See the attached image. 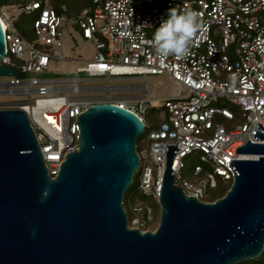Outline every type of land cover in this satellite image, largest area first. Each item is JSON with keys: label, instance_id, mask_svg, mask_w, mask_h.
<instances>
[{"label": "built area", "instance_id": "2783aa9c", "mask_svg": "<svg viewBox=\"0 0 264 264\" xmlns=\"http://www.w3.org/2000/svg\"><path fill=\"white\" fill-rule=\"evenodd\" d=\"M162 5L198 14L199 26L182 56H158L154 51L149 31L167 19ZM14 7L16 14L10 17L0 12L6 40L3 61L21 75L0 81V94L23 98L1 101L0 108L26 112L52 177L58 175L67 153L78 148L77 116L93 103H118L135 112L144 131L148 129L146 145L137 146L138 190L146 198L137 197L128 209L125 206L130 227L144 232L159 223L168 145L179 147L171 167L178 185L186 195L205 202L217 199L212 192L221 183H232L233 159L259 158L236 150L248 139L264 143L253 137V130L264 124V0H93L81 8L36 0ZM21 14L33 16L36 42L14 25ZM67 24L77 27L96 49L75 70L106 84L83 85L82 78L44 76L52 60H66L53 50L63 46ZM149 74H166L177 84L176 94L147 97L152 88L146 81ZM129 77L142 78L143 83H111ZM130 89L142 91L124 95L135 97L134 102L120 100L123 94L115 93ZM85 91L104 93L83 95ZM224 99L239 106L240 120L222 104ZM151 108L157 109V123L149 116Z\"/></svg>", "mask_w": 264, "mask_h": 264}, {"label": "water", "instance_id": "95a60500", "mask_svg": "<svg viewBox=\"0 0 264 264\" xmlns=\"http://www.w3.org/2000/svg\"><path fill=\"white\" fill-rule=\"evenodd\" d=\"M0 19V75L5 63ZM78 148L52 177L31 121L22 109L0 108V264H240L264 251V143L249 139L230 163L235 177L223 196L186 195L172 170L179 150L167 147L159 223L128 225L124 195L140 166L137 139L145 124L111 101L77 116ZM253 137L264 139L259 123Z\"/></svg>", "mask_w": 264, "mask_h": 264}, {"label": "rangeland", "instance_id": "374dc122", "mask_svg": "<svg viewBox=\"0 0 264 264\" xmlns=\"http://www.w3.org/2000/svg\"><path fill=\"white\" fill-rule=\"evenodd\" d=\"M8 0H0V12H3V14L7 17H10L11 15H15L16 10L14 9V3L13 4H6L5 2ZM54 2L53 0H51ZM82 3L81 0H77L75 4L77 7H79V4ZM17 4V3H15ZM170 8L166 7L165 5H162V10L165 12L166 15H168V10ZM14 25L24 34V36L31 42L37 41V35L34 32L33 29V16L29 14H21L16 17L14 21ZM156 29L150 30L149 33L152 35L154 34ZM78 30L77 27H73L70 24L66 25V30L64 33V39H63V46L54 48L53 53L56 55L65 56L66 60H52L50 63V68L48 73H45L44 76L49 77H72V78H82L83 81L81 84L83 85H103L106 84V80L100 79V80H93L89 79L91 78L90 75L85 71H76L75 69L78 66L86 64V60L90 59L94 56L96 49L93 45V42L90 40L85 39L81 32ZM71 70V71H68ZM11 76L7 75H0V81L9 80ZM146 81L148 84L152 85V88L148 91L147 97H165V96H172L176 94L177 84H175L166 74H149L146 77ZM111 83L113 84H141L143 83V79L139 77H129L124 79H113L111 80ZM142 91L140 89H130V90H119L116 91V94H140ZM103 91H85L82 92L83 95H99L103 94ZM23 98V96L13 95V94H0V102L1 101H8L12 99H20ZM120 98V97H119ZM127 99H131V102L135 101V97H126ZM124 98V99H126ZM121 100V98H120ZM223 105H226L229 107L233 112L236 113V121L240 120V114L241 111L239 109L238 105L232 104L227 100L221 101ZM150 118L157 123L158 121V112L157 109L151 108L149 113ZM148 129H146L137 139V146L138 148H141L142 146L146 145V134ZM196 161H192L191 164L193 165ZM186 174H184L185 176ZM138 183H139V172L137 171L135 174V179L133 183L131 184L132 187H136V190L131 193L129 190V194L124 195V202L125 206L128 209L130 206V203H133L135 201V198H146V196L143 195V193L138 190ZM225 185V184H224ZM227 187H230L231 184ZM226 190V191H227ZM223 191V190H222ZM224 192V194L226 193ZM213 193V192H212ZM223 194V195H224ZM222 195V196H223ZM150 199V198H148ZM264 258V253L263 256Z\"/></svg>", "mask_w": 264, "mask_h": 264}, {"label": "clouds", "instance_id": "9594fccd", "mask_svg": "<svg viewBox=\"0 0 264 264\" xmlns=\"http://www.w3.org/2000/svg\"><path fill=\"white\" fill-rule=\"evenodd\" d=\"M198 14L187 10L178 12L170 8L167 19L155 30L152 45L158 56H182L199 26Z\"/></svg>", "mask_w": 264, "mask_h": 264}, {"label": "trees", "instance_id": "16d2710c", "mask_svg": "<svg viewBox=\"0 0 264 264\" xmlns=\"http://www.w3.org/2000/svg\"><path fill=\"white\" fill-rule=\"evenodd\" d=\"M30 1H36V0H8L5 3L6 4H15V3H28ZM55 4H61V3H65L67 4L70 8H81L84 6H89L92 5L93 0H81L82 3L79 4V7H77V5L75 4V2H77V0H53ZM229 185L224 183H221L213 192V198H218L220 196H222L224 194V192L227 190V187ZM129 190H131L130 192L133 193L136 190V187H132L130 186ZM129 190L125 193V195L129 194ZM223 190V191H222ZM264 253V251H263ZM263 253L260 255L259 258L257 259H250L247 261H243L240 264H264V258Z\"/></svg>", "mask_w": 264, "mask_h": 264}, {"label": "bare ground", "instance_id": "6f19581e", "mask_svg": "<svg viewBox=\"0 0 264 264\" xmlns=\"http://www.w3.org/2000/svg\"><path fill=\"white\" fill-rule=\"evenodd\" d=\"M2 23H3V26H5V24H4V21H2ZM122 100H124V98H125V96L124 95H121V96H119ZM121 102H125V101H121Z\"/></svg>", "mask_w": 264, "mask_h": 264}]
</instances>
